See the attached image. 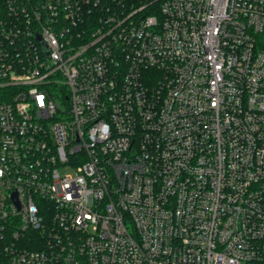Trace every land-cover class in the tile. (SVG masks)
I'll list each match as a JSON object with an SVG mask.
<instances>
[{
  "label": "built area",
  "instance_id": "obj_1",
  "mask_svg": "<svg viewBox=\"0 0 264 264\" xmlns=\"http://www.w3.org/2000/svg\"><path fill=\"white\" fill-rule=\"evenodd\" d=\"M0 264H264V0H0Z\"/></svg>",
  "mask_w": 264,
  "mask_h": 264
}]
</instances>
